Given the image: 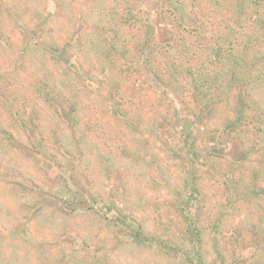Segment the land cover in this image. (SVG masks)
Listing matches in <instances>:
<instances>
[{
  "label": "rangeland",
  "instance_id": "obj_1",
  "mask_svg": "<svg viewBox=\"0 0 264 264\" xmlns=\"http://www.w3.org/2000/svg\"><path fill=\"white\" fill-rule=\"evenodd\" d=\"M236 3L0 0V264H264V0Z\"/></svg>",
  "mask_w": 264,
  "mask_h": 264
},
{
  "label": "trees",
  "instance_id": "obj_2",
  "mask_svg": "<svg viewBox=\"0 0 264 264\" xmlns=\"http://www.w3.org/2000/svg\"><path fill=\"white\" fill-rule=\"evenodd\" d=\"M248 2H251V0H237V3H236V6H235V12L238 16L239 19H243L244 17V12L245 10L247 9V3ZM233 36L234 34L233 33H230L229 34V44L227 47L223 48V51H221L220 49H217L218 51V56L216 55L215 56V61L217 60H220V61H224V63H227L228 66H229V69L226 71L225 74L226 75V78L229 76V80L227 82V85H230V82L233 84V85H237V87H240V83H241V79L245 76V70H243V68H248V65L249 63H251V60H253L255 58V62L253 64H258V62H260L261 60V57L260 58H257V56H254L253 54V57L250 58V53L249 52V48H250V45H251V42L250 43H246L244 44V48L242 49V51H238V49L235 47V42L233 41ZM253 43V41H252ZM219 47V46H218ZM213 60H211L210 62L212 63ZM218 61V62H220ZM263 71V70H262ZM263 73V72H261ZM214 75L213 74H210L209 72H207V76L205 77L203 75V78H212ZM215 78H218V77H215ZM220 79H222V82L221 84H225V79L223 76L220 77ZM256 80L259 79V77L255 78ZM206 81H208V79H206ZM232 86V85H231ZM231 86H228L229 89L231 88ZM216 87H213L212 88V91L215 90ZM209 91L210 90H207L206 92V96H209ZM264 96V94H263ZM250 97H247V101H245L246 103V107H247V110L249 113L247 118H249V115H254V117H251V120H255V130L256 131H260V132H264V102L263 101H260L259 97H255L253 94H250ZM253 109L255 110V112H253ZM246 112H244L243 114L245 115ZM247 124H250L251 121L248 119V120H245ZM188 198H191L190 195L187 196ZM99 211L102 209V208H98ZM126 217L127 215L124 214L121 216L117 215L116 218L118 220H121V221H125L126 220ZM130 227V231L131 232H134L133 231V228L131 226ZM143 233V231L141 229H138L134 232V236L136 238H140L139 240L140 241H146L148 238L143 234V237L141 236V234ZM183 249V250H182ZM183 254L185 255L186 259L190 262H193V258H191L192 254H197L198 257L197 259H201V257L199 256H202V249L201 247H199L198 244L194 243L193 246L191 248L189 247H183L181 248ZM199 264H203V261L200 262Z\"/></svg>",
  "mask_w": 264,
  "mask_h": 264
}]
</instances>
